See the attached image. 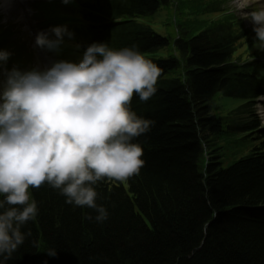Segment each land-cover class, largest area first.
Instances as JSON below:
<instances>
[{"label":"trees","instance_id":"1","mask_svg":"<svg viewBox=\"0 0 264 264\" xmlns=\"http://www.w3.org/2000/svg\"><path fill=\"white\" fill-rule=\"evenodd\" d=\"M168 1L76 0L60 15L81 45L73 53L105 42L147 56L172 42L176 56L148 58L161 69L158 91L147 102L132 100L138 115L155 122L135 141L145 164L139 176L96 186L108 218L98 223L88 218L94 210L66 204L56 190L32 189L39 213L22 228L30 235L7 264H264V130L251 111L264 93L262 65L248 62L255 34L231 15L198 36L182 27L185 36L164 39L143 22ZM219 93L246 103L221 118ZM240 134L258 142L224 169V142ZM50 248L55 257L46 254Z\"/></svg>","mask_w":264,"mask_h":264},{"label":"clouds","instance_id":"2","mask_svg":"<svg viewBox=\"0 0 264 264\" xmlns=\"http://www.w3.org/2000/svg\"><path fill=\"white\" fill-rule=\"evenodd\" d=\"M251 3L238 0L237 7ZM244 18L255 34L253 46L264 52V5ZM74 36L67 25L53 26L38 32L34 44L59 56ZM11 56L0 49V264L30 235L22 228L39 213L32 189L56 190L66 204L94 210L88 218L98 223L108 218L96 186L140 175L145 161L135 141L155 122L138 115L132 100H150L161 76L136 46L94 42L78 61L56 59L28 69H9ZM46 254L55 257L57 251Z\"/></svg>","mask_w":264,"mask_h":264},{"label":"rangeland","instance_id":"3","mask_svg":"<svg viewBox=\"0 0 264 264\" xmlns=\"http://www.w3.org/2000/svg\"><path fill=\"white\" fill-rule=\"evenodd\" d=\"M58 1L51 0L50 2ZM211 0H184L182 5H180L177 9L174 8L175 4L171 3L168 5H161L159 10L155 12L152 16L148 17L144 20V23L149 25L152 30L164 39L173 40L176 37L177 28L183 27L187 30L190 36L198 34L201 30L205 29L208 24L216 19V12L205 11L204 9L209 5ZM177 3V1H176ZM238 0H234L230 8L237 11V14L243 18L244 24L246 27L252 29L251 23H249L244 18V13L255 10V8L264 5V0H252V3L249 7H245L243 9L237 7ZM41 10L50 16L54 17L56 13L61 12L65 9V7L60 3L41 5ZM187 13V15L184 14ZM27 16H22L19 12H13L12 14L5 15L0 13L1 25L10 30L14 34L12 40H15V43L12 48H14L15 52L13 54H17L20 52L19 62H16V65L26 67L36 66L39 60L36 57V54L33 52V41L29 34L30 22L27 19ZM40 18H43L41 16ZM69 44L66 43V46L63 48L61 54L56 56L52 53L55 59H66L69 60L68 52L66 49H69ZM174 55L173 45L170 44L159 51L152 54L157 59H168L169 57ZM20 63V64H18ZM41 65V64H40ZM264 101V99H261ZM215 101L223 107L219 112L220 115H224L227 110L231 107L237 106L240 101L231 99L228 97H224L219 94ZM255 142L248 143L246 141L247 146L250 148L254 145ZM236 146H226L225 154L226 157L222 162V166L224 169H228L236 160H238L241 156L246 155L247 149L241 154L232 155Z\"/></svg>","mask_w":264,"mask_h":264},{"label":"bare ground","instance_id":"4","mask_svg":"<svg viewBox=\"0 0 264 264\" xmlns=\"http://www.w3.org/2000/svg\"><path fill=\"white\" fill-rule=\"evenodd\" d=\"M29 1L28 0H0V9L4 12V14H11L16 7L19 9H23L22 12L29 14L30 12V7H29ZM37 33H35L36 35ZM207 226V225H206ZM206 226L205 228H203L202 230V235H203V240L206 237ZM202 244V243H201ZM196 252V250H194L193 252H191V256H193V254Z\"/></svg>","mask_w":264,"mask_h":264}]
</instances>
